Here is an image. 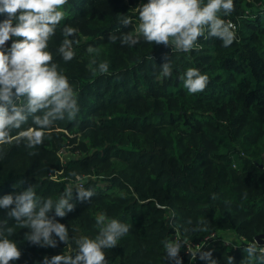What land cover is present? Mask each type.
Returning a JSON list of instances; mask_svg holds the SVG:
<instances>
[{"label": "trees", "instance_id": "trees-1", "mask_svg": "<svg viewBox=\"0 0 264 264\" xmlns=\"http://www.w3.org/2000/svg\"><path fill=\"white\" fill-rule=\"evenodd\" d=\"M147 2L69 0L65 6L61 27L77 28L81 43L65 63L56 51L62 42L57 29L49 50L78 94L79 114L74 121H57L37 148L0 146V198L32 185L38 198L55 200L66 180L75 182L71 172L96 195L79 201L74 188V210L55 217L73 237L69 245H34L24 238L29 229L9 220L21 251L10 264H45V257L50 262L74 254L75 238L98 234L95 217L101 212L130 226L118 246L106 250L108 264H175L163 244L172 239L170 220L189 244L212 234L246 243L264 235V14L257 9L264 0H234L235 11L223 17L237 25V39L228 48L215 38H201V50L190 53L143 40L133 47L112 43L109 36H119L118 27L134 31L135 9ZM121 15L132 24L120 25ZM5 18L0 14V21ZM89 45L99 49L98 60L109 62V74H92ZM166 59L172 76L158 79ZM189 67L209 77L203 92L190 94L183 87L179 77ZM61 149L69 155L65 162ZM5 217L0 209V219ZM246 246L233 250L215 242L190 259L182 242L179 259L229 264L232 257L233 264H250ZM208 252L211 260L202 259Z\"/></svg>", "mask_w": 264, "mask_h": 264}, {"label": "clouds", "instance_id": "clouds-1", "mask_svg": "<svg viewBox=\"0 0 264 264\" xmlns=\"http://www.w3.org/2000/svg\"><path fill=\"white\" fill-rule=\"evenodd\" d=\"M68 3L69 0H0V14L6 17L0 21V146L23 144L27 149L37 148L57 121H74L79 114L78 94L49 50L50 39L59 29L62 42L56 50L58 55L65 63L76 56L75 49L81 43L78 29L69 24L61 27ZM135 10L138 24L134 31L122 32L118 27L119 36L115 33L109 36L112 43L119 40L121 45L133 47L143 40L152 46L170 47L172 52L190 53L201 50V38L218 39L224 48L237 39L236 25L223 18L235 11L234 0H148ZM131 24V17L121 15L120 25ZM86 51L92 74H109V62L98 60L99 49L89 45ZM159 69L158 79L170 78L171 59H166ZM179 78L190 94L203 92L209 83V77L194 67L187 68ZM69 175L75 182L66 180L64 190L55 200L38 198L32 185L0 198V209L6 210V217L0 219V264H10L21 257L17 242L11 238L15 234L9 224L12 219L16 221L14 225L29 229L24 238L34 245L55 248L58 241L66 245L72 242L68 227L55 217L64 218L74 210V188L75 199L79 201L96 193L84 186L80 174ZM53 210L54 216L50 217L48 214ZM95 225L98 234L94 238L87 235L75 238L74 254L55 255L50 262L45 257V264H108L106 250L117 247L130 226L103 212L96 215ZM169 226L176 233L180 230L174 220ZM182 242L187 244L178 237L163 242L165 257L175 264H181ZM243 252L250 264H264V246L256 239ZM201 258L211 260V253H204ZM211 264L216 262L211 260ZM229 264H233L232 257Z\"/></svg>", "mask_w": 264, "mask_h": 264}, {"label": "built area", "instance_id": "built-area-1", "mask_svg": "<svg viewBox=\"0 0 264 264\" xmlns=\"http://www.w3.org/2000/svg\"><path fill=\"white\" fill-rule=\"evenodd\" d=\"M257 9L259 10L258 12L260 14H264V2H262L261 4L257 5ZM234 23V22H233ZM236 25V23H234ZM236 30H237V25H236ZM171 222V220L169 221ZM170 225V224H169ZM172 235L171 238L174 240L176 239V237H178L179 239L182 240L179 232L176 233V230L174 228H170ZM215 242H219L221 244H223L224 246L231 248L233 250H236L238 248H240L243 245H248L249 243L244 242L242 239L233 237V238H228V239H224L223 237H220L217 234H212L209 237H206L203 241H201L200 243L197 244H189L187 242V244H185L186 247V254H191V259L195 258L196 256L200 255L201 252L206 250V247L209 246L210 244H213ZM261 246H264V243L260 244Z\"/></svg>", "mask_w": 264, "mask_h": 264}, {"label": "rangeland", "instance_id": "rangeland-1", "mask_svg": "<svg viewBox=\"0 0 264 264\" xmlns=\"http://www.w3.org/2000/svg\"><path fill=\"white\" fill-rule=\"evenodd\" d=\"M137 24H138V23H136L135 26H136ZM70 137H73V136H70ZM62 152H64V154L61 155L60 158H61V161H62V162H65V161H66L65 158L69 157V155H67L68 152H65V150H62V149H61V151L59 152V154H62ZM66 153H67V154H66ZM64 155H65V156H64ZM57 175H58V174H56L55 176H53V179H56V178H57ZM227 236H229V235H227ZM231 237H232V236H230V237H223V238H224V239H228V238L230 239ZM190 259H191V258H190Z\"/></svg>", "mask_w": 264, "mask_h": 264}, {"label": "water", "instance_id": "water-1", "mask_svg": "<svg viewBox=\"0 0 264 264\" xmlns=\"http://www.w3.org/2000/svg\"><path fill=\"white\" fill-rule=\"evenodd\" d=\"M255 239L259 242V244L264 243V235L256 236Z\"/></svg>", "mask_w": 264, "mask_h": 264}]
</instances>
